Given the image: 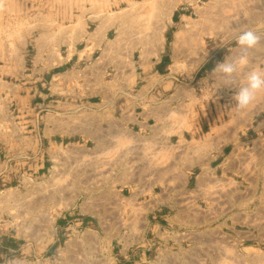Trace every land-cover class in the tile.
<instances>
[{
  "label": "rangeland",
  "instance_id": "1",
  "mask_svg": "<svg viewBox=\"0 0 264 264\" xmlns=\"http://www.w3.org/2000/svg\"><path fill=\"white\" fill-rule=\"evenodd\" d=\"M98 24L121 25L116 35L127 43L160 38L162 32L163 65L172 60L168 70H158L173 75L180 90L170 97L171 88L155 82L157 98L172 102L168 124L197 117L212 97L230 101L233 79L226 86L199 80L210 67L246 55L245 80L251 70L264 69V0H0V264H264L256 249L236 247L228 235L212 233L204 245L194 241L192 234L203 226L186 221L183 159L166 142L143 141L136 131L118 126V118L96 121L85 115L88 110L72 111L84 116L71 124L88 135L57 137L43 154L42 93L48 78L40 72L30 76V59L62 53L64 47L53 45L57 35L50 36L58 33L57 25ZM248 29L261 36L252 50L236 43ZM120 48L108 68L98 71L96 83L84 84L82 90L92 92L77 98L68 79L54 80L61 90L51 96V114L59 112L60 101L120 103L126 89L143 85L129 73L142 46ZM92 52L98 64L106 60L101 47ZM153 197L163 209L154 218L160 238L144 248L146 234L154 237L148 217ZM177 211L179 218L163 219Z\"/></svg>",
  "mask_w": 264,
  "mask_h": 264
},
{
  "label": "crops",
  "instance_id": "2",
  "mask_svg": "<svg viewBox=\"0 0 264 264\" xmlns=\"http://www.w3.org/2000/svg\"><path fill=\"white\" fill-rule=\"evenodd\" d=\"M89 21L92 22L93 18ZM100 24L57 25L54 28L58 33L54 31L50 36L57 35L53 45L64 47L62 53L52 57L42 52L34 54L30 59L32 63L30 76L40 72L42 76L46 75L48 78V82L43 79L42 93L43 154L53 142L57 143L55 140L57 137L63 138L79 133L85 135L86 132L83 133L77 124H71L83 120L84 115L72 111L88 110L90 113L85 115L96 121L99 117L112 122L118 118L119 125H113L136 131L143 141H164L175 156L183 159L179 166L182 174L186 172V175L184 174L187 185L186 221L203 226L202 232L192 234L194 241L198 240V243L204 245L212 233H218L223 237L228 235L236 247L256 249L264 258V92L259 93L247 109L238 111L233 96L246 83L242 68H239L232 77L235 86L234 89H230L228 103L212 97L207 104L208 108H204L201 113L197 112V117H188L182 126L180 123L168 124L166 116L172 102L168 101V104L166 100L157 98L155 82L161 81L163 90L169 86L170 97L178 96L180 90L179 86H174L173 75L162 76L160 74L162 71L158 70L159 68L164 72L168 70L172 60L170 57V63L163 65L162 32L160 38L155 37L147 42L135 39L132 41L128 38L127 43L125 38L116 35L121 25ZM160 30L163 31V27H160ZM124 44L142 46L138 51L137 62L129 73L134 75L135 82L143 81V85L134 90L131 87L126 89L124 93L127 97L120 103L114 100L60 101L55 106L59 112L51 114V96L61 90L58 89L60 86L53 83L54 80L68 79L77 98L81 97L83 92H92V87L83 91L84 84L96 83L98 71L108 68V61L115 60L120 46ZM79 46L83 48H78ZM100 47L106 53V60L104 59L102 64L93 60L92 52ZM134 51L135 48L128 56V60L131 56L134 58ZM52 60L55 61L54 65ZM216 65L205 70L199 80L226 86L227 78L219 72H213ZM147 74H152L154 78L149 79L150 76ZM33 82L35 79L30 81V99L35 86L31 85ZM190 92L188 94L193 97L194 91ZM217 93L212 91L209 94L213 96ZM62 110L70 112L63 113ZM32 124L34 126V120ZM30 140L29 138L28 141ZM74 141L79 144L87 142L78 138ZM153 198L154 203L152 202L148 217L154 237L147 239L146 234L143 240L144 248H150L149 243L155 241V237L158 236L157 228L160 227L155 224L154 218L161 216L159 211L163 209L161 203ZM170 202L173 204V199ZM174 216L179 218V213L166 215L167 218L163 219L169 221L170 217Z\"/></svg>",
  "mask_w": 264,
  "mask_h": 264
},
{
  "label": "clouds",
  "instance_id": "3",
  "mask_svg": "<svg viewBox=\"0 0 264 264\" xmlns=\"http://www.w3.org/2000/svg\"><path fill=\"white\" fill-rule=\"evenodd\" d=\"M261 36L252 29L241 32L236 37V43L245 50L255 49L260 45ZM248 63L246 55L241 56L238 60L229 61L227 59L218 63L213 72H219L227 78V83L231 84L232 77L238 69ZM264 92V69H253L246 76V83L243 84L233 96L237 110L247 109L256 99L257 95Z\"/></svg>",
  "mask_w": 264,
  "mask_h": 264
},
{
  "label": "bare ground",
  "instance_id": "4",
  "mask_svg": "<svg viewBox=\"0 0 264 264\" xmlns=\"http://www.w3.org/2000/svg\"><path fill=\"white\" fill-rule=\"evenodd\" d=\"M71 87V86H70ZM170 129V128H169Z\"/></svg>",
  "mask_w": 264,
  "mask_h": 264
}]
</instances>
